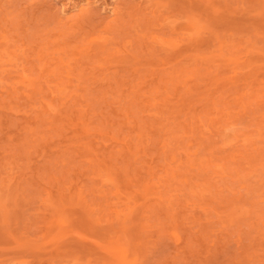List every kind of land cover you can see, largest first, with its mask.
Wrapping results in <instances>:
<instances>
[{
  "label": "rangeland",
  "instance_id": "1",
  "mask_svg": "<svg viewBox=\"0 0 264 264\" xmlns=\"http://www.w3.org/2000/svg\"><path fill=\"white\" fill-rule=\"evenodd\" d=\"M0 264H264V0H0Z\"/></svg>",
  "mask_w": 264,
  "mask_h": 264
},
{
  "label": "bare ground",
  "instance_id": "2",
  "mask_svg": "<svg viewBox=\"0 0 264 264\" xmlns=\"http://www.w3.org/2000/svg\"><path fill=\"white\" fill-rule=\"evenodd\" d=\"M192 23V22H191Z\"/></svg>",
  "mask_w": 264,
  "mask_h": 264
}]
</instances>
